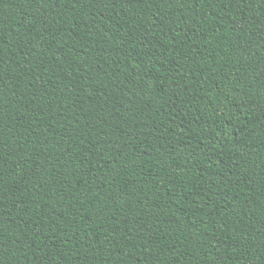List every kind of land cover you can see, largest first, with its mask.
I'll return each instance as SVG.
<instances>
[{"label": "trees", "instance_id": "1", "mask_svg": "<svg viewBox=\"0 0 264 264\" xmlns=\"http://www.w3.org/2000/svg\"><path fill=\"white\" fill-rule=\"evenodd\" d=\"M0 264H264V0H0Z\"/></svg>", "mask_w": 264, "mask_h": 264}]
</instances>
